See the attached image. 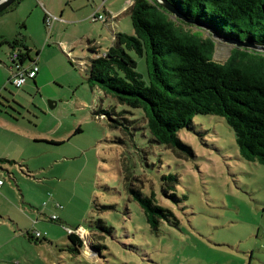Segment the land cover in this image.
<instances>
[{
    "label": "rangeland",
    "instance_id": "rangeland-1",
    "mask_svg": "<svg viewBox=\"0 0 264 264\" xmlns=\"http://www.w3.org/2000/svg\"><path fill=\"white\" fill-rule=\"evenodd\" d=\"M131 4L18 0L0 15V39L7 34L22 55L27 47L25 65L39 68L35 82L9 84L10 47H0V264H264V164L240 155L223 117L195 115L191 128L180 129L192 149L185 155L147 140L136 121L121 120L124 131L101 114L132 117L90 86L87 40L105 51L114 31L132 34ZM212 39L213 60L222 63L236 44ZM129 54L147 81L145 57ZM127 167L134 186L154 191L176 224L170 218L149 228L122 182ZM170 174L176 180L168 188ZM98 218L114 227L112 236L96 228ZM91 225L93 232L83 229ZM78 229L84 243L74 253L67 233Z\"/></svg>",
    "mask_w": 264,
    "mask_h": 264
},
{
    "label": "trees",
    "instance_id": "trees-1",
    "mask_svg": "<svg viewBox=\"0 0 264 264\" xmlns=\"http://www.w3.org/2000/svg\"><path fill=\"white\" fill-rule=\"evenodd\" d=\"M167 1L184 17L208 26L222 37L264 46V0ZM129 14L133 33L114 31L112 44L105 51L87 40V49L94 54L87 68L90 86L96 85L126 105L132 115L112 118L109 112L101 111L113 122L111 126L127 131L129 128L121 120L136 121L138 132L143 136L149 133L147 140L191 155V147L182 142L178 131L191 128L195 115H219L234 132L240 155L264 164V53L234 45L226 60L217 62L213 60L215 41L211 35L202 36L195 24L172 18L154 0H132ZM0 44L13 50L16 41L2 36ZM129 51L145 57L147 81L137 72L136 60ZM28 53L26 47L22 56L25 63ZM7 82L12 84L10 79ZM166 178L170 179L167 187H172L176 176H163ZM122 182L152 231H158L170 218L174 224L178 222L172 210L156 202L154 191L143 194L134 186L128 167ZM109 207L112 206L102 205L101 209ZM96 225L112 236L113 226L100 218ZM83 229L94 231L92 225L89 230ZM67 238L69 251L80 253L83 238L75 231H69ZM101 239L96 240L99 246L104 245Z\"/></svg>",
    "mask_w": 264,
    "mask_h": 264
},
{
    "label": "built area",
    "instance_id": "built-area-1",
    "mask_svg": "<svg viewBox=\"0 0 264 264\" xmlns=\"http://www.w3.org/2000/svg\"><path fill=\"white\" fill-rule=\"evenodd\" d=\"M93 18H99V19H104V16L100 15H92ZM112 17V16H110ZM22 54L20 53L19 50L13 49L9 52V59L11 62L10 65V70H11V82L16 86L20 87L22 86L28 78H34L36 76V73L38 71V66L36 65V62H30L28 65H25V62L23 61ZM2 181L0 180V184ZM51 219H56V215L52 214L50 216ZM79 234V229L76 230ZM32 235L35 238H38L41 236V233L39 231H35L32 233Z\"/></svg>",
    "mask_w": 264,
    "mask_h": 264
},
{
    "label": "water",
    "instance_id": "water-1",
    "mask_svg": "<svg viewBox=\"0 0 264 264\" xmlns=\"http://www.w3.org/2000/svg\"><path fill=\"white\" fill-rule=\"evenodd\" d=\"M14 1L16 0H0V13H2L3 11H5ZM157 4H159L160 6H162L169 14H171L172 16L176 17L177 19L183 20L185 22H189L195 25H199L205 28H209L206 25H202L197 21H194L192 19H188L186 17H184L181 13H179L176 8L170 4L167 0H154ZM211 31V36L215 37L221 41H225V42H230L236 45H239L241 47H245L247 49H251L257 52H261L264 53V46L263 45H256V44H252L249 42H246L244 40H236V39H232V38H227V37H222L220 35H218L213 29H209Z\"/></svg>",
    "mask_w": 264,
    "mask_h": 264
},
{
    "label": "crops",
    "instance_id": "crops-1",
    "mask_svg": "<svg viewBox=\"0 0 264 264\" xmlns=\"http://www.w3.org/2000/svg\"><path fill=\"white\" fill-rule=\"evenodd\" d=\"M2 36H4L5 38H7L8 40H11L10 38H9V36L7 35V34H5V33H2ZM113 40V39H112ZM1 46H4V44H0V47ZM6 46V45H5ZM14 49H16L15 48V46H14ZM12 49H10V51H11ZM9 51V52H10ZM28 57H29V54H28ZM30 62H33V60H31ZM3 65L4 63L2 62V61H0V65ZM38 72H39V68H38V71H37V73H36V76L38 75ZM36 76L34 77V82H35V78H36ZM9 79V78H8ZM4 183H2V185H3Z\"/></svg>",
    "mask_w": 264,
    "mask_h": 264
}]
</instances>
